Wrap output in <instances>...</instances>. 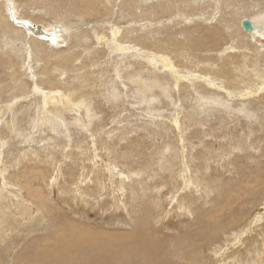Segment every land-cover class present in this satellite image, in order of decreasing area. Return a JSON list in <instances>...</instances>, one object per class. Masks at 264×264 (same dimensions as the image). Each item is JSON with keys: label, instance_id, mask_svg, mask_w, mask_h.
<instances>
[{"label": "rangeland", "instance_id": "obj_1", "mask_svg": "<svg viewBox=\"0 0 264 264\" xmlns=\"http://www.w3.org/2000/svg\"><path fill=\"white\" fill-rule=\"evenodd\" d=\"M13 1L18 16L0 0V264H46L70 234L97 264H121L134 234L159 264H264V38L240 30L264 0L213 20L189 0ZM23 23L69 31L51 43ZM115 24L124 51L105 42ZM152 53L183 76L168 94L175 76ZM52 91L84 106L44 108Z\"/></svg>", "mask_w": 264, "mask_h": 264}, {"label": "bare ground", "instance_id": "obj_2", "mask_svg": "<svg viewBox=\"0 0 264 264\" xmlns=\"http://www.w3.org/2000/svg\"><path fill=\"white\" fill-rule=\"evenodd\" d=\"M201 1H204V0H189V6L191 7V9H197V10H200V14H197V15H200V17H203V14L204 12L206 11V9H209L211 8L212 10V20L214 18H216V16L220 13L221 11V7H229L231 5H234L240 1H243V0H207L206 2V6L205 4L202 5V6H198L197 4H200ZM5 4H6V7L8 9L9 12H12L11 14L14 13V16H18L17 14V7L15 5V2L13 0H5ZM235 6V5H234ZM160 7H165V5H160ZM164 9V8H162ZM245 13V12H244ZM10 14V15H11ZM182 17H184L186 20H191L192 18L189 17V15H187L185 12L181 13L180 14ZM196 15V16H197ZM194 16V15H193ZM195 16V17H196ZM13 17V16H12ZM20 17V16H19ZM22 18V17H20ZM206 21H208L206 19V17L204 18ZM209 19V18H208ZM211 20V19H210ZM250 21L251 24H252V29L250 31H247L244 27H243V21ZM241 22V31L242 32H245V34L247 35H250L252 39H258L259 38H264V8H261L260 11H258V13H250L249 16H242V21ZM10 23V22H9ZM23 26L26 27L29 31H34L33 28H36V32H37V35L41 37V39L43 40H48L49 42H61L63 40H66V35L69 31V28L64 26V25H52V24H43V25H31L30 27L23 23ZM112 34H113V38L109 39L105 42H107V44L109 45V48L112 50V51H115V50H119L121 49L120 48V45H124V44H121L119 41H118V34L120 33V27L118 25H112ZM245 29V30H244ZM18 31V30H17ZM28 31V32H29ZM34 34V33H33ZM36 35V34H35ZM28 36V35H27ZM249 36V37H250ZM25 38V37H24ZM37 38V37H36ZM98 38L99 40H102V36L98 35ZM27 39V37H26ZM45 42V41H43ZM102 42V41H100ZM112 42V43H111ZM26 43V41H25ZM28 43V42H27ZM26 43V44H27ZM38 43V42H37ZM29 44V43H28ZM41 44V43H40ZM46 44V43H45ZM30 45V44H29ZM31 46V45H30ZM29 46V47H30ZM82 46V45H81ZM80 46V47H81ZM129 49H131V45L129 44ZM26 48H29L28 46H25ZM228 49H233L232 47L228 48ZM29 50V49H28ZM125 49H121V51H124ZM41 54L42 53H45L47 52L46 49L44 48H39L38 50ZM31 52V50H30ZM49 52V51H48ZM47 52V53H48ZM31 54V53H30ZM146 55V54H145ZM28 56V55H27ZM40 56V55H39ZM148 56V60L151 62V63H161L162 64V68L164 69H169L172 74L175 76V79H176V83L175 85L173 86H169L168 84L165 86L163 84H160V87L163 88V90L165 92H167V94L169 93V88H176L177 87V82L180 80L181 77L183 76H179L178 75V72L175 70V65L173 64L171 58L169 57L168 54L166 53H152L150 55H146ZM73 57V56H72ZM81 57V56H80ZM27 58V57H26ZM29 58V57H28ZM48 58V57H47ZM74 61V60H73ZM156 66V65H155ZM246 67V66H245ZM247 68V67H246ZM55 69V68H54ZM64 69V68H63ZM62 69V70H63ZM61 70V71H62ZM119 70V68H118ZM121 72V71H120ZM62 73V72H61ZM118 75L117 77L119 78H122V76L120 75L119 72H117ZM116 73V74H117ZM209 77L210 79L214 80L216 79L215 75L213 76L212 74H209ZM128 78H132L133 82H143V81H146L144 79V77H142L141 75H133V76H129ZM128 78H126L127 80H129ZM208 78V77H207ZM221 77H219V75H217V80H219ZM261 79V78H260ZM208 81L209 78H208ZM122 83H124V80H121ZM221 83H217V87H223L222 84L224 83L223 81H220ZM215 84V83H214ZM152 83L150 82H147L146 85H144V88L140 89L139 87L137 88V91L139 93H141L143 96V99H147L148 101H150V99L148 98V95H146V93L148 91H151L152 90V87H151ZM143 86V85H142ZM226 88V87H224ZM231 88V87H230ZM259 88L263 89L264 90V81H262V83L256 88V91L259 90ZM228 89V88H227ZM35 91H38V93L40 91H42V89L40 87H35ZM256 91H251L249 90L248 92H243L241 93L242 96H247L249 94H253L254 92ZM41 93V92H40ZM227 94L231 97V96H236L237 93H234V91H228ZM44 95V100H43V107H47V105H51V103H62V105L64 106H67L69 107L72 111L74 109V107L76 108L77 106H84V103H79V104H75L73 103L72 99H71V96L70 94H64V92L62 91H56V92H44L43 93ZM42 95V96H43ZM114 96V95H113ZM152 98V97H151ZM222 100V99H221ZM220 99H218L217 97L215 96H204V95H200L199 97V102H202L204 101V104H212V103H218V104H224ZM41 106V105H40ZM41 106V108H43ZM85 108H88V106H85ZM43 110V109H41ZM44 110H47L44 109ZM51 110V109H50ZM50 110H47L48 112L52 113ZM89 110V109H87ZM86 110V111H87ZM242 111L246 110L244 108L241 109ZM53 111V110H52ZM248 111V110H247ZM41 112V111H40ZM45 112V111H44ZM43 112V113H44ZM249 112V111H248ZM247 112V115L250 116ZM55 113V112H54ZM89 113V112H88ZM39 114V113H38ZM41 114V113H40ZM49 115V114H48ZM89 116V114H87ZM39 117V116H38ZM44 117V116H43ZM46 117V116H45ZM44 117V118H45ZM58 118H60L58 116ZM41 119V117L39 118ZM47 120H53L52 117H46ZM41 121V120H40ZM260 217V216H258ZM256 219V217H255ZM257 221V220H256ZM245 229V228H244ZM80 233V232H79ZM137 233V231H136ZM244 233V232H243ZM78 234V233H76ZM85 234V233H84ZM88 234V233H87ZM132 235V234H131ZM103 236H105L103 234ZM140 236V235H139ZM91 237V236H90ZM149 237V236H148ZM241 237V236H240ZM93 238V237H92ZM91 238V239H92ZM131 238V241L129 242V239ZM128 239V243L125 242V245L128 247L126 248L122 254L119 256V260H123L121 261V264H129V262L131 260H129L127 258L128 257H138L139 260H137L139 262V264H159V258L158 256L156 255V247H155V244L154 242L151 240V242H149V240L147 238H144L142 237V235L140 237H138V235L134 234L132 237H130ZM79 240V237L73 235V234H70V235H66V237L62 238L59 240V244L61 247H63L64 249L63 250H57V249H54L52 250L51 252H49L50 255L47 256V258L45 259V262L46 264H97L98 263V260H97V257H92V256H89L87 255L86 253H83L82 251L84 250H81L80 247H82L81 245L83 244V241H80L78 242ZM89 241V240H88ZM126 241V240H125ZM158 246V245H157ZM86 247V246H85ZM88 247V246H87ZM105 247V246H104ZM90 248V247H88ZM92 249V248H91ZM102 249V248H101ZM104 249V248H103ZM106 249V247H105ZM47 250V249H46ZM93 250V249H92ZM42 251V250H41ZM46 252V251H45ZM84 252H87L84 251ZM91 252V250H90ZM94 252V251H93ZM106 252L107 250H105L101 256H100V259H103L105 258V255H106ZM42 253V252H41ZM36 254V253H35ZM16 256V255H15ZM41 257H43V255H40ZM33 257V256H32ZM37 258V257H36ZM131 259V258H130ZM42 260V259H41ZM107 260V259H106ZM34 260H32V258H27L25 259V261L23 262V264H36V262H33ZM105 261V260H104ZM105 263V262H104ZM134 263V262H133ZM168 263V262H167Z\"/></svg>", "mask_w": 264, "mask_h": 264}, {"label": "water", "instance_id": "obj_3", "mask_svg": "<svg viewBox=\"0 0 264 264\" xmlns=\"http://www.w3.org/2000/svg\"><path fill=\"white\" fill-rule=\"evenodd\" d=\"M243 27L247 30V31H250L252 29V24L250 21H243Z\"/></svg>", "mask_w": 264, "mask_h": 264}]
</instances>
